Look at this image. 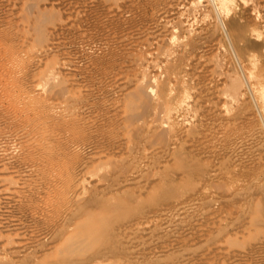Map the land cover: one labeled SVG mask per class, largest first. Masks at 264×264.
Instances as JSON below:
<instances>
[{"label":"rangeland","instance_id":"obj_1","mask_svg":"<svg viewBox=\"0 0 264 264\" xmlns=\"http://www.w3.org/2000/svg\"><path fill=\"white\" fill-rule=\"evenodd\" d=\"M237 4L0 0V264H264V0Z\"/></svg>","mask_w":264,"mask_h":264},{"label":"clouds","instance_id":"obj_2","mask_svg":"<svg viewBox=\"0 0 264 264\" xmlns=\"http://www.w3.org/2000/svg\"><path fill=\"white\" fill-rule=\"evenodd\" d=\"M237 7V0H218V9L220 11V14L224 17L225 21H227L234 14V9Z\"/></svg>","mask_w":264,"mask_h":264},{"label":"bare ground","instance_id":"obj_3","mask_svg":"<svg viewBox=\"0 0 264 264\" xmlns=\"http://www.w3.org/2000/svg\"><path fill=\"white\" fill-rule=\"evenodd\" d=\"M82 133L77 134V137H80ZM10 153V152H9Z\"/></svg>","mask_w":264,"mask_h":264}]
</instances>
